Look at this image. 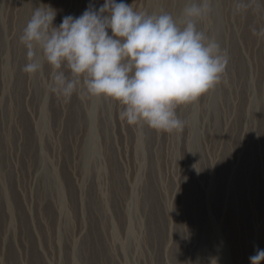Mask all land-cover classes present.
<instances>
[{
    "label": "rangeland",
    "instance_id": "1",
    "mask_svg": "<svg viewBox=\"0 0 264 264\" xmlns=\"http://www.w3.org/2000/svg\"><path fill=\"white\" fill-rule=\"evenodd\" d=\"M115 2L175 18L193 0ZM210 3L198 28L228 52L227 82L177 110L182 133L140 134L116 103L52 93L49 65L22 71L35 8L59 27L104 0H0V264H250L264 250V40L250 31L264 14Z\"/></svg>",
    "mask_w": 264,
    "mask_h": 264
},
{
    "label": "clouds",
    "instance_id": "2",
    "mask_svg": "<svg viewBox=\"0 0 264 264\" xmlns=\"http://www.w3.org/2000/svg\"><path fill=\"white\" fill-rule=\"evenodd\" d=\"M249 12L264 14V4L234 0V14ZM211 13L210 0H193L175 18L163 10L149 14L104 0L98 11L89 7L54 27L55 11L38 7L19 38L27 50L22 71L35 76L47 64L52 93L71 99L83 92L116 103L119 119L140 134L145 128L180 134L185 122L177 110L227 82L228 52L198 28ZM250 31L264 40V26ZM249 259L250 264H264V250L257 249Z\"/></svg>",
    "mask_w": 264,
    "mask_h": 264
}]
</instances>
